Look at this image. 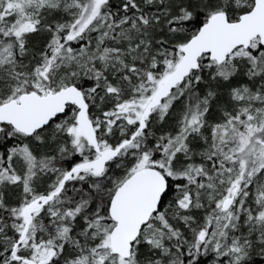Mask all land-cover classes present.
I'll list each match as a JSON object with an SVG mask.
<instances>
[{"label": "snow or ice", "instance_id": "6c2138e0", "mask_svg": "<svg viewBox=\"0 0 264 264\" xmlns=\"http://www.w3.org/2000/svg\"><path fill=\"white\" fill-rule=\"evenodd\" d=\"M0 264H264V0H0Z\"/></svg>", "mask_w": 264, "mask_h": 264}]
</instances>
